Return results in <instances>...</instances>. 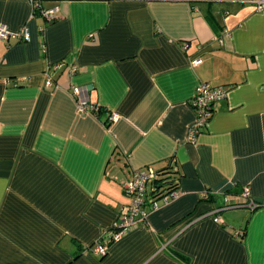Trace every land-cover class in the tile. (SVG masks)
I'll list each match as a JSON object with an SVG mask.
<instances>
[{
    "label": "crops",
    "instance_id": "crops-1",
    "mask_svg": "<svg viewBox=\"0 0 264 264\" xmlns=\"http://www.w3.org/2000/svg\"><path fill=\"white\" fill-rule=\"evenodd\" d=\"M33 4L0 0V25L31 33L0 39V264H264V8L42 0L47 23ZM206 81L228 94L192 136ZM171 164L178 196L96 252L134 171ZM245 186L259 206L223 208Z\"/></svg>",
    "mask_w": 264,
    "mask_h": 264
},
{
    "label": "built area",
    "instance_id": "built-area-1",
    "mask_svg": "<svg viewBox=\"0 0 264 264\" xmlns=\"http://www.w3.org/2000/svg\"><path fill=\"white\" fill-rule=\"evenodd\" d=\"M42 0H32L34 3L33 15L40 11L47 23H51L56 19V8L44 9L41 7ZM257 2L259 9L264 8V0H254ZM41 30L44 26L40 27ZM31 33L28 27H24L18 32L11 31L5 24L0 25V39L9 43L11 39L29 40ZM202 57L195 59V63H201ZM72 72L76 69L72 68ZM48 86L52 85L51 77H48ZM74 95L79 97L80 111L97 113L99 106L91 104L89 99L84 95L85 90L82 87L75 86L73 89ZM228 94V89L224 86L214 85L211 82H202L191 100V104L197 113V121L192 129V136L199 132L202 128L208 125L215 112V104ZM118 113L114 112L109 116V121L113 122L118 119ZM158 177L157 171L152 167L146 170H135L132 178L124 185V190L127 196L131 198V203L127 210L122 213L116 223L112 232H110L109 240L99 241L94 250L98 253H105L107 251L109 241L116 240L125 234L133 225L147 216L149 210L159 208L160 202H168L171 198L177 197L178 189L164 195L160 199L154 197L151 199V191L154 189V179ZM245 205L252 209L259 206V203L252 198L249 186H245L240 199L236 203H231L223 208L232 206ZM219 220V218H217Z\"/></svg>",
    "mask_w": 264,
    "mask_h": 264
},
{
    "label": "trees",
    "instance_id": "trees-1",
    "mask_svg": "<svg viewBox=\"0 0 264 264\" xmlns=\"http://www.w3.org/2000/svg\"><path fill=\"white\" fill-rule=\"evenodd\" d=\"M102 110V107L99 106L98 112L100 113ZM178 172L179 171L175 169V166L173 164L157 171L158 177L154 179V189L151 191V198L149 202H151V199H153L154 197L160 199L164 195H167L179 188L180 177ZM83 249L84 248L82 247V250Z\"/></svg>",
    "mask_w": 264,
    "mask_h": 264
}]
</instances>
